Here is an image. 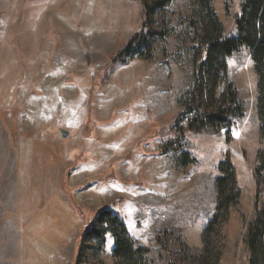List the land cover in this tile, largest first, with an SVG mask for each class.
I'll list each match as a JSON object with an SVG mask.
<instances>
[{
	"label": "rangeland",
	"instance_id": "1",
	"mask_svg": "<svg viewBox=\"0 0 264 264\" xmlns=\"http://www.w3.org/2000/svg\"><path fill=\"white\" fill-rule=\"evenodd\" d=\"M240 2L213 0L223 36L235 34ZM199 8L156 10L150 57L117 63L89 112L93 71L140 29L141 0H0V264H115L99 211L125 224L145 264H250L246 227L264 219L260 78L248 49L233 53L227 78L245 116L228 131L188 130ZM185 152L194 163L181 164ZM227 157L241 196L204 244Z\"/></svg>",
	"mask_w": 264,
	"mask_h": 264
},
{
	"label": "trees",
	"instance_id": "2",
	"mask_svg": "<svg viewBox=\"0 0 264 264\" xmlns=\"http://www.w3.org/2000/svg\"><path fill=\"white\" fill-rule=\"evenodd\" d=\"M171 1L141 0L140 29L133 34L123 49L111 55L108 61L93 71L88 94L89 112L92 111L95 91L104 83V77L117 63H123L128 57L136 54L140 55L142 60L150 57L149 54L142 55L148 50L147 36L151 34L146 29V21L156 10H164ZM195 1L200 6L199 17L196 18L199 20L202 17L201 28H196V34L201 39V48L197 49L200 58L195 61V84L184 98V110L180 117L189 115L188 130L200 133L205 128H223L228 131L235 118L245 116L238 91L234 83L227 78V60L233 53L245 48L249 50L260 78L259 109L260 119L264 122V0H241L239 12L234 16L235 34L232 36H223V25L218 18L213 0ZM83 57L86 64L90 65L88 52H84ZM219 84L222 88L221 92L217 93L216 88ZM179 135H183V132ZM260 158L261 166L257 170V175L264 170V159L262 156ZM180 161L181 164L187 165L194 163L195 159L190 153L185 152ZM219 172L220 175L215 180L217 193L215 214L204 232V244L207 243L208 234L215 231L214 226L222 225L228 220L232 208L238 205L241 196L236 170L228 157L220 163ZM106 214V211H99L96 216L97 221L105 222L106 231L114 239L115 246L112 253L115 264H145L147 250L135 243L120 219L116 216L106 217ZM89 231L85 230L80 237L82 238ZM245 234V243L251 256L250 264H264V219L258 216L249 222Z\"/></svg>",
	"mask_w": 264,
	"mask_h": 264
},
{
	"label": "water",
	"instance_id": "3",
	"mask_svg": "<svg viewBox=\"0 0 264 264\" xmlns=\"http://www.w3.org/2000/svg\"><path fill=\"white\" fill-rule=\"evenodd\" d=\"M60 133H61L62 138H66L68 135V132L64 130H61Z\"/></svg>",
	"mask_w": 264,
	"mask_h": 264
},
{
	"label": "snow or ice",
	"instance_id": "4",
	"mask_svg": "<svg viewBox=\"0 0 264 264\" xmlns=\"http://www.w3.org/2000/svg\"><path fill=\"white\" fill-rule=\"evenodd\" d=\"M234 135H238V133H234Z\"/></svg>",
	"mask_w": 264,
	"mask_h": 264
}]
</instances>
